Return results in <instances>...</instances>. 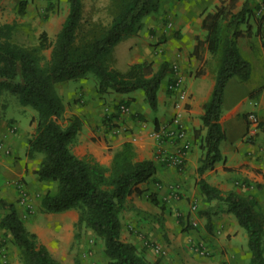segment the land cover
<instances>
[{
	"label": "trees",
	"instance_id": "16d2710c",
	"mask_svg": "<svg viewBox=\"0 0 264 264\" xmlns=\"http://www.w3.org/2000/svg\"><path fill=\"white\" fill-rule=\"evenodd\" d=\"M67 1L68 12L52 41L42 31L35 44L20 43L14 40L16 25L0 23V94L8 91L16 95L20 104L36 111L35 132L28 139L27 150L31 155L43 153L35 170L37 177L55 182V188L40 199L41 210L79 209L78 229H90L102 240L106 264H159L121 238L119 218L127 196L154 175V162L137 159L131 141L123 142L113 152L109 175L96 161L76 156L71 145L81 119L73 114L64 126L59 123L64 103L55 84L92 73L98 93L141 90L149 107L155 109L160 83L171 71L169 62L162 60L155 68L152 61L142 60L128 65L124 71L112 63L114 47L140 29L142 19L158 10L160 0H108V22L83 18L82 0ZM236 1H222L213 11L206 12L201 21L207 48L211 54L218 53L219 61L214 86L201 115L206 130L200 138L203 154L196 167L199 176L224 158L220 143L225 133L219 117L228 80L237 76L246 81L251 76V63L242 56L237 38L251 32L258 35L264 25V0L254 8L245 2L234 11ZM24 6L22 2L19 12ZM47 47L50 53L45 58L43 51ZM111 119L108 117V121ZM260 130L264 131V121L260 122ZM197 183L206 203L214 200L222 204L224 211L231 213L246 231L250 264H264V211L258 200L252 194L222 192L203 177ZM0 203L6 208L0 227L10 232L22 264H56L46 246L26 227L14 204ZM200 212L210 229L211 211Z\"/></svg>",
	"mask_w": 264,
	"mask_h": 264
},
{
	"label": "crops",
	"instance_id": "0c3cea01",
	"mask_svg": "<svg viewBox=\"0 0 264 264\" xmlns=\"http://www.w3.org/2000/svg\"><path fill=\"white\" fill-rule=\"evenodd\" d=\"M222 1L224 0H161V9L145 16L140 29L118 43L113 50L117 59L116 49L127 41L124 48H120V51L130 53L125 69L142 60H153L155 68L162 60L169 64L177 61L180 65L189 94L187 109L182 116L187 130V158L182 168L159 161L155 155V141L147 134L150 128L167 121L173 113L174 94L167 88L169 75L160 83L156 108L146 106L143 116L130 114L123 118L124 128L117 133L107 129L100 121L102 112L98 105L99 94H96L97 99L89 101L87 108L79 116L81 127L77 134L78 144L73 149L76 156L83 157L81 149L84 147L95 160L102 163L123 142L131 141L137 159L146 158L154 162V175L138 186L143 189V194H150V201H159L157 204L160 208L156 205L151 209L146 202L141 206L139 195L132 192L127 196L125 205L133 202V212L127 213L126 218L120 220L121 238L134 244L145 258L157 260L159 264H246L250 257L247 245H244V234L231 213L218 212L214 207V200L207 203L208 207H214L217 211L215 215L211 214L212 224L208 229L205 215L200 209L190 207L193 201L203 198L197 183L200 177L222 192L232 190L241 193L245 188L235 184L236 181L246 179L255 184V181H260L259 172H264V131H258L250 139L245 137L249 112H254L264 121V44L253 32L237 38L242 56L251 63L250 78L240 81V78L235 80L234 77L237 76H233L224 89L219 117L225 133L220 143L224 158L201 176L196 171L203 154L200 138L206 130L201 115L212 92L219 61L218 53L211 54L207 48L206 31L201 27V21L206 12L213 11ZM245 2L254 8L262 0H237L233 10H239ZM168 20H171V26H167ZM241 85L244 88L240 90ZM235 94L238 97L234 101L230 100ZM138 95L144 94L142 91H133L126 96L115 95L113 98L121 101L128 96L132 99L139 97ZM135 104L136 100L131 103L132 109ZM127 114L129 113L120 115ZM114 118L111 119L114 124H119L120 121ZM110 122L108 124L112 123ZM35 126L33 115L27 125H21L13 118H0V143L11 150V154L0 152V202L13 203L18 214L23 213L26 206L18 205L16 200L19 193L15 187V180H23L27 190L24 203H33V208L37 210L28 215L25 225L52 254H56L59 248L68 247L72 239L74 218L70 210L45 213L39 209L43 191L35 170L41 157L38 154L31 155L27 150L28 139L34 134ZM103 127L104 133L101 131ZM92 135H96L94 140L90 138ZM106 144L110 148L108 151L103 150ZM167 146L170 148V145ZM175 190L177 194H174ZM251 193L258 195L256 187L244 194ZM207 209L203 210L208 212ZM140 210L144 211L146 219L140 218L143 214ZM149 211L152 212L151 215ZM43 219L46 224L49 223L47 226L43 224ZM192 222L195 227L190 225ZM130 226L135 227V230ZM190 238L203 240L207 248H211L212 254L205 257L196 251L193 253L189 248ZM154 245L160 251L157 252ZM220 248H226L227 253L218 252Z\"/></svg>",
	"mask_w": 264,
	"mask_h": 264
},
{
	"label": "rangeland",
	"instance_id": "374dc122",
	"mask_svg": "<svg viewBox=\"0 0 264 264\" xmlns=\"http://www.w3.org/2000/svg\"><path fill=\"white\" fill-rule=\"evenodd\" d=\"M22 2L25 3V6L21 13L19 12V6ZM82 4H83V18L100 20L102 22H108L110 20V17H111L110 13H108V9H106L108 0H82ZM161 6H162V3L160 0V5L156 12H158L161 9ZM67 12H68V1L67 0H0V23L7 22V23L15 24L16 30L14 33V40L20 43H23V44H29V45L35 44L38 40V35L42 31H45L47 33L48 40L52 41L56 33L59 31ZM252 24L253 26H255L254 21H252ZM253 35L255 34L253 33ZM255 36H259L260 40L264 44L263 30L262 32H259V34ZM126 42L127 41H124L116 49L117 59L114 57V61L112 63V65L115 68L121 71L125 69L126 67L125 62L129 60V57H130L129 52H125L123 50L120 51V48L123 49ZM43 52H44L45 58H47L50 53V47L45 48ZM152 62L154 66V61L152 60ZM168 75H169L168 76L169 78L168 84H169L172 78L171 71H169ZM234 78L235 80H238V77H234ZM233 85L234 83H232V86ZM55 87L64 103L63 115L58 120L59 123L63 126L67 123L68 118L71 115L76 114L80 116L82 114V111H84L87 108L89 101L97 99L96 94H99V97H100L98 101L99 102L98 105H100V110L102 112L100 121L103 124V126L108 127L107 129L109 130L110 129L113 130L114 133H117V131H120L122 128H124V124L122 123L123 118L130 116V114H132L133 116L134 115L138 116L139 114H141L143 116L145 107L149 106L144 98V95H141V96L138 95L139 97H134L132 99H130L131 97L128 96L125 99H121V101H119L120 99L117 100V99H114L113 97L115 95L126 96L129 93H117L114 91L103 93V94L98 93L96 90L95 78L92 73H88L86 76L81 77V78L58 82L55 84ZM241 88L243 89L244 85H241V87H239L240 90ZM137 91L139 92L141 90H136L134 92H137ZM237 97L238 96L235 94L234 98L232 96L229 99L234 101ZM135 100H136V104H135V107H133L132 109L131 103H133ZM117 104H118V107H117ZM120 104H124L128 107L129 114L121 116L118 112V115H114L117 111V108H119ZM32 115H33V118L36 120V116H37L36 111L32 109L30 106H25V105L20 104L16 95L8 91H3L0 94V118L1 117L13 118L15 119L17 123L21 125H27ZM108 117H111V118L115 117L114 119H116L117 121H120V123L118 122L119 124H114V122L110 120L112 122L111 123L110 121H108ZM106 120H107V123H106ZM108 122H110L111 124H108ZM101 131H103L104 133L105 128L103 127ZM94 136L96 135H92L90 136V138L94 140L95 139ZM97 138L100 139L99 136ZM153 140L155 141V151H156L157 143L155 139ZM76 141H77V136H76L75 141L71 145L72 151L74 149V146L78 144L76 143ZM106 146H108V144L103 146V150L108 151L110 148ZM81 151L84 152L83 157L81 158H85L91 162L96 161L98 164H100L101 166L105 168V174L109 175L110 173L109 168L111 165L113 153L110 158L108 159L106 158L102 163H99V161L95 160L89 154L86 148L83 147ZM9 154H11V150ZM36 154H38L39 157L43 156V153H35V155ZM155 155H156V152H155ZM259 173H260V181H255V184H253V182H250L246 179H243L241 181H236L235 184L239 185V187L241 188H245L240 194H244L246 193V191L248 190L250 191L253 189V187H256V191L258 195L252 194V193L251 194L258 200L259 205L264 211V172H259ZM38 181L41 182V190L43 191L42 195H44L48 190H53L55 188L54 181L40 180L39 178H38ZM19 183L22 184V187L24 190V196H26L27 190L24 188L23 180H21L20 178L15 180V187L17 188L18 193H19V197L17 198L16 201L19 202L18 205L21 204L23 206H26L25 211L19 214L23 222L25 223V220L28 217V215L33 214V212L37 210L33 208L34 206L33 203L31 202H29L28 204L24 203L26 200V197L24 201L21 200L22 198L21 193L17 186ZM136 188L137 189L134 190L133 193H136L139 195L138 200L139 202H141V206H143L146 202L151 207V209L154 208V206L156 205H157V208H160V206H158L157 204L159 203L158 200H157L158 202H156L155 199L150 201L151 196L149 193L148 194L146 193V195L143 194V189H141L138 185ZM227 191H230V190H227ZM133 204H134L133 202H127L123 210L120 212L122 216L119 214V218H122L123 220L124 218H126L125 215L127 213H130V212L132 213ZM190 207L194 210L195 209L203 210L205 208H208L207 210H210L212 215H215L217 213L215 208L218 209V212L224 211L223 205L218 202L214 204L215 208L208 207L204 198L196 199L195 201L192 202ZM39 209L41 210L40 206H39ZM68 210H70L74 218L73 219V231H72V236H71L72 239L71 241H69L68 247L59 248L57 250L59 252L56 254H52L51 251L46 247L48 251L51 253V255L54 257V259L56 260V264H106L107 257L103 250L102 240L99 237L95 236L93 231L90 229H87L85 227L78 229L77 223H78V219L80 215L79 209L71 208ZM5 211L6 210L4 209V207L0 205V217L4 214ZM151 211H149L150 215L152 213ZM41 212L43 211L41 210ZM45 213H55V212H45ZM140 213H143L140 216V218L146 219L144 211L140 210ZM136 215H139V214L136 213ZM43 220H44L43 224L47 226L49 223L46 224L47 222H45V219ZM190 225L192 227L196 226V225L194 226L193 222ZM238 227L241 230L242 234H244V245H247L246 231L240 225H238ZM131 229L134 231L135 227H131ZM188 241L190 242L189 248H191L193 253L197 252L205 257H209L212 254L211 248H207V245L204 243L203 240H197V239L190 238L188 239ZM39 242L41 243V241ZM147 243H148V240H147ZM225 249L226 248H220L219 251L217 249H215V251H218L224 254V253H227ZM247 251H248V248H247ZM191 256L193 257V255ZM249 256H250V253H249ZM0 264H22L19 250L17 246L13 243L10 232L1 227H0ZM246 264H250V257L248 258Z\"/></svg>",
	"mask_w": 264,
	"mask_h": 264
},
{
	"label": "built area",
	"instance_id": "2783aa9c",
	"mask_svg": "<svg viewBox=\"0 0 264 264\" xmlns=\"http://www.w3.org/2000/svg\"><path fill=\"white\" fill-rule=\"evenodd\" d=\"M171 25V20H168L167 26ZM262 30L264 33V25ZM170 68L172 71V78L167 88L174 94L173 113L167 121L150 128L147 134L149 137L156 140V157L159 161L182 168L187 158V130L182 116L187 109L189 94L185 86L184 74L178 62L172 61ZM117 111L119 114H125L128 113L129 110L126 105L120 104ZM247 122L245 137L250 139L260 131L261 120L254 112H249L247 114ZM167 145H170V148H168ZM0 152L9 154L10 148L0 143ZM17 186L21 193V200L24 201L26 196H24L22 184L19 183ZM174 194H177L176 190ZM154 248L157 252L160 251L158 246H154Z\"/></svg>",
	"mask_w": 264,
	"mask_h": 264
}]
</instances>
